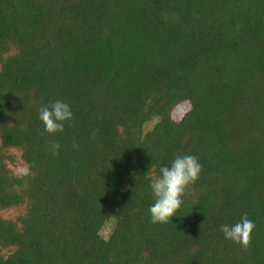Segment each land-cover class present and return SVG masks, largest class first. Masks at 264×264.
I'll use <instances>...</instances> for the list:
<instances>
[{
    "label": "trees",
    "instance_id": "obj_1",
    "mask_svg": "<svg viewBox=\"0 0 264 264\" xmlns=\"http://www.w3.org/2000/svg\"><path fill=\"white\" fill-rule=\"evenodd\" d=\"M177 155L201 174L152 224ZM0 264H264V0H0Z\"/></svg>",
    "mask_w": 264,
    "mask_h": 264
},
{
    "label": "clouds",
    "instance_id": "obj_2",
    "mask_svg": "<svg viewBox=\"0 0 264 264\" xmlns=\"http://www.w3.org/2000/svg\"><path fill=\"white\" fill-rule=\"evenodd\" d=\"M72 119L71 107L62 100H56L39 110V120L49 135L62 133L65 123ZM53 148L58 151L60 145L54 144ZM201 171L202 165L194 155H177L170 165L160 167L159 174L149 184L154 201L149 207L152 224H167L172 221L183 204L182 197L186 189L199 179ZM254 229V221L246 215L234 224H222L219 228L225 240L245 246L249 243Z\"/></svg>",
    "mask_w": 264,
    "mask_h": 264
},
{
    "label": "rangeland",
    "instance_id": "obj_3",
    "mask_svg": "<svg viewBox=\"0 0 264 264\" xmlns=\"http://www.w3.org/2000/svg\"><path fill=\"white\" fill-rule=\"evenodd\" d=\"M149 127H150V125H149ZM16 157H17V159L20 161V159H19V155H17ZM18 160H17V161H18ZM10 168H11L16 174H20V173H22V171H23V167H22V165L19 164V162H16V164H15L14 166H10ZM111 230H112V223H109V224H107V225L104 227V229H103V231H102V236H103L105 239H107L108 236H109L110 233H111Z\"/></svg>",
    "mask_w": 264,
    "mask_h": 264
}]
</instances>
